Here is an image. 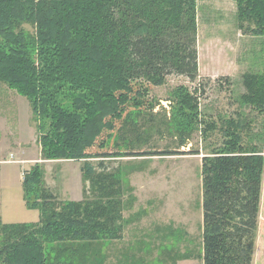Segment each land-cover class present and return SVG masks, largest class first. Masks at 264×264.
<instances>
[{
  "label": "trees",
  "instance_id": "trees-1",
  "mask_svg": "<svg viewBox=\"0 0 264 264\" xmlns=\"http://www.w3.org/2000/svg\"><path fill=\"white\" fill-rule=\"evenodd\" d=\"M237 4L241 25L254 23L252 31L264 35V0ZM25 22L36 27L35 35L20 29ZM197 39V0H0V81L30 99L39 121L50 120L40 135L44 157L84 159L83 172L96 194L58 200L40 188L42 170L34 165L23 186L27 207L39 209L40 220L0 222V264H48L47 242L91 243L117 233L120 179L104 170L103 161L100 170L88 161L102 154L91 150L116 121L126 135L128 105L141 108L148 92L136 88L143 79L161 85L172 73L199 76ZM243 83L244 102L264 113V71L245 73ZM67 95L71 108L64 105ZM180 97L179 116L197 127L198 98L187 90ZM248 122L243 116L226 121L224 147L202 158L203 264L253 263L264 154L245 142Z\"/></svg>",
  "mask_w": 264,
  "mask_h": 264
},
{
  "label": "rangeland",
  "instance_id": "rangeland-1",
  "mask_svg": "<svg viewBox=\"0 0 264 264\" xmlns=\"http://www.w3.org/2000/svg\"><path fill=\"white\" fill-rule=\"evenodd\" d=\"M197 22L199 76L191 80L172 73L161 85L143 79V87L136 88L148 92L141 108L132 102L128 105L126 135L119 130L122 122L116 121V128L105 132L91 150L102 154L88 161L98 170L103 161L104 170L120 179L123 204L117 233L91 243L47 242L48 264H203V156L224 147L226 121L239 116L249 121L243 128L245 142L258 145L264 154V113L242 98L246 92L243 75L264 71V35L252 31L254 23L241 25L237 0H197ZM20 29L36 34L32 23L25 22ZM186 90L198 98L197 127L186 126L177 111ZM63 98L71 108V98ZM213 123L216 128L207 129ZM49 124L48 119L39 121L29 98L0 81V130L15 129L8 140L3 134L0 159H18L19 142L34 156V163L0 164L2 223L40 220L41 211L26 205L21 180L36 164L42 170L40 188L47 187L58 200L96 198L92 180L83 172L84 159L44 157L40 135ZM75 253L78 257L73 260ZM252 264H264V245L256 244Z\"/></svg>",
  "mask_w": 264,
  "mask_h": 264
},
{
  "label": "crops",
  "instance_id": "crops-1",
  "mask_svg": "<svg viewBox=\"0 0 264 264\" xmlns=\"http://www.w3.org/2000/svg\"><path fill=\"white\" fill-rule=\"evenodd\" d=\"M9 132H2L0 130V142L3 138V134L4 136L6 135V138L8 140L9 136H12V131H15L14 128H9L7 129ZM15 133V132H14ZM10 140V139H9ZM18 145L21 146L20 151V157L18 159H15L12 162L15 163H20V164H27V163H34L33 158L34 156H31L30 152L26 149V147H24L23 142H19ZM8 147V146H7ZM2 150V146L0 145V151ZM11 155H13V153H11ZM3 160V159H0ZM24 179V173H23V177H22V181ZM263 246L264 245V175H263V181H262V192H261V204H260V211H259V221H258V228H257V233H256V243L255 246ZM255 251V250H254Z\"/></svg>",
  "mask_w": 264,
  "mask_h": 264
},
{
  "label": "built area",
  "instance_id": "built-area-1",
  "mask_svg": "<svg viewBox=\"0 0 264 264\" xmlns=\"http://www.w3.org/2000/svg\"><path fill=\"white\" fill-rule=\"evenodd\" d=\"M15 159H3V160H0V164L1 163H4V162H12V161H14Z\"/></svg>",
  "mask_w": 264,
  "mask_h": 264
}]
</instances>
